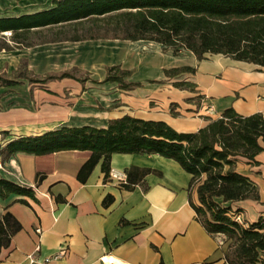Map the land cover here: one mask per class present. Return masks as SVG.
I'll use <instances>...</instances> for the list:
<instances>
[{
	"label": "crops",
	"instance_id": "crops-1",
	"mask_svg": "<svg viewBox=\"0 0 264 264\" xmlns=\"http://www.w3.org/2000/svg\"><path fill=\"white\" fill-rule=\"evenodd\" d=\"M50 4L45 0L44 5L20 9L14 16ZM21 58L36 75L78 68L88 73L89 80L81 84L71 78L47 83L18 79V85L0 87V178L34 186L36 175H44L34 188L36 200L23 198L28 205L16 201L17 195L0 198V219L8 211L22 226L9 247L0 250V264H29L28 256L42 260L60 250H66L65 255L50 264H227L225 237L209 235L196 221L187 200L190 175L173 160L156 154H113L110 170L126 173L135 166L160 172L146 175L145 187L138 184L127 190L108 177L104 180L100 162L85 183L78 182L76 174L88 151L4 156V147L14 139L62 126L104 128L110 119L123 115L164 121L179 132H193L207 117L215 119L228 107L244 115L263 112L264 72L250 73L240 67L264 68L219 54L199 61L190 51L174 55L145 40L55 39L20 51H0V70L10 73ZM111 65L131 70L127 80L140 86L123 90L115 82H104L105 68ZM182 66L195 72L164 75V70ZM227 67L238 75L227 72ZM175 82L193 83V90L175 87ZM205 103L215 108L214 115L199 109ZM171 104L178 115H171ZM256 160L258 166L247 165L254 174L241 172L257 183L260 200L235 203L242 209L239 221L264 217L260 188L264 153ZM107 195L113 201L105 207L102 201ZM56 196L64 201H56Z\"/></svg>",
	"mask_w": 264,
	"mask_h": 264
},
{
	"label": "trees",
	"instance_id": "trees-1",
	"mask_svg": "<svg viewBox=\"0 0 264 264\" xmlns=\"http://www.w3.org/2000/svg\"><path fill=\"white\" fill-rule=\"evenodd\" d=\"M19 1V0H15ZM87 25L84 27V25ZM81 27L71 40L118 39L152 41L174 55L190 51L197 60L219 54L235 61L264 68V0H51L47 8L17 16H0V51L31 47L27 36L54 26ZM3 33L10 34L9 45ZM104 82H115L123 90L140 86L127 80L131 70L120 65L105 68ZM182 66L164 70L166 77L194 73ZM71 78L84 84L87 72L78 68L36 75L25 62L10 73L0 70V87L18 85V79L29 83ZM175 87L193 90L190 82H175ZM175 104L172 116L178 115ZM206 123L193 132H179L159 120H145L130 115L110 119L104 128L90 125L62 126L36 136L20 137L4 147V156L15 152L44 155L64 150L88 151V159L79 168L76 179L85 183L94 167L107 179L113 154H156L176 162L190 175L187 200L195 219L211 236L223 235L226 241L224 261L227 264H264V217L239 221L242 211L235 203L260 200L259 187L248 175L238 170L239 164L258 166L256 156L264 153V111L240 114L225 108L219 117H207ZM150 168L132 166L126 171L124 189L144 185ZM44 175L38 173L34 186L16 184L0 178V198L10 195L36 200L34 188ZM55 200H64L56 196ZM113 201L105 196L102 204ZM21 224L8 211L0 219V250L10 245Z\"/></svg>",
	"mask_w": 264,
	"mask_h": 264
},
{
	"label": "rangeland",
	"instance_id": "rangeland-1",
	"mask_svg": "<svg viewBox=\"0 0 264 264\" xmlns=\"http://www.w3.org/2000/svg\"><path fill=\"white\" fill-rule=\"evenodd\" d=\"M47 1V0H46ZM45 0H23V2L19 3V2H13V0H0V16H14V14L20 10V9H31V8H35V7H39L44 5ZM87 25L85 24L84 27H86ZM83 33L81 27H75L72 25H62V26H54L51 27L50 29H43L41 31H38L34 34H29L27 36V42H31V43H39L45 40H55V39H63V38H71L73 35L76 34H80ZM5 40L8 42L9 45L13 46L14 43L10 40V34L9 33H3ZM46 42H50V41H46ZM45 42V43H46ZM24 49V47H18V48H13L10 51H16V50H22ZM24 61L25 65H26V60L24 58L20 59V62L18 64V66L20 65V63ZM17 66V67H18ZM27 68V67H26ZM241 70L243 68V71H249L250 73H263L264 69H260L258 67H250V66H246L243 65L240 67ZM244 68H246L244 70ZM28 70V69H27ZM227 72L229 71L230 74H237L236 71L234 69H231L229 67H227ZM238 75V74H237ZM232 81H234L232 79ZM236 97H238V92H235ZM260 99H264V96H260ZM204 106H207L206 103ZM212 108L213 111H209L208 113L210 114H215V108L213 106H209ZM202 106H200L199 109H201ZM203 112H205L206 110H202ZM251 167L245 165V164H239L238 165V169L242 172H250V173H255V171H251L250 170ZM254 170V169H252ZM261 190L264 192V184L261 183L260 185Z\"/></svg>",
	"mask_w": 264,
	"mask_h": 264
},
{
	"label": "built area",
	"instance_id": "built-area-1",
	"mask_svg": "<svg viewBox=\"0 0 264 264\" xmlns=\"http://www.w3.org/2000/svg\"><path fill=\"white\" fill-rule=\"evenodd\" d=\"M202 110H206V111H213L211 107H207V106H202L201 108ZM108 179L115 181L116 184L118 185H123L126 183V173L125 172H119V171H114V170H110L108 173ZM35 233L36 234H41V229L40 228H35ZM36 250H38V248H36ZM66 250H60L59 252H57L56 254H54L53 256H49L46 258H43L42 260H38L36 259L34 256H28L29 259V264H50L51 261L56 260L58 258H61L65 255Z\"/></svg>",
	"mask_w": 264,
	"mask_h": 264
}]
</instances>
